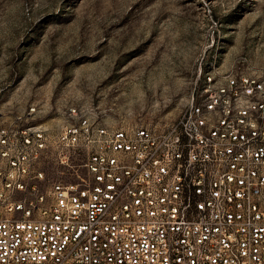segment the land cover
Masks as SVG:
<instances>
[{
	"label": "built area",
	"instance_id": "obj_1",
	"mask_svg": "<svg viewBox=\"0 0 264 264\" xmlns=\"http://www.w3.org/2000/svg\"><path fill=\"white\" fill-rule=\"evenodd\" d=\"M35 112L0 108V264H264V69L211 60L164 126Z\"/></svg>",
	"mask_w": 264,
	"mask_h": 264
},
{
	"label": "rangeland",
	"instance_id": "obj_2",
	"mask_svg": "<svg viewBox=\"0 0 264 264\" xmlns=\"http://www.w3.org/2000/svg\"><path fill=\"white\" fill-rule=\"evenodd\" d=\"M237 57L264 69V0H0V108L52 130L73 105L167 125L201 68Z\"/></svg>",
	"mask_w": 264,
	"mask_h": 264
},
{
	"label": "snow or ice",
	"instance_id": "obj_3",
	"mask_svg": "<svg viewBox=\"0 0 264 264\" xmlns=\"http://www.w3.org/2000/svg\"><path fill=\"white\" fill-rule=\"evenodd\" d=\"M133 91H135V89H133Z\"/></svg>",
	"mask_w": 264,
	"mask_h": 264
}]
</instances>
